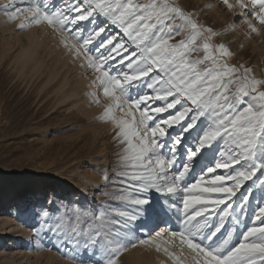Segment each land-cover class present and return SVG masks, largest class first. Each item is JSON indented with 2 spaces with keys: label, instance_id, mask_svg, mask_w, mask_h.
<instances>
[{
  "label": "snow or ice",
  "instance_id": "snow-or-ice-1",
  "mask_svg": "<svg viewBox=\"0 0 264 264\" xmlns=\"http://www.w3.org/2000/svg\"><path fill=\"white\" fill-rule=\"evenodd\" d=\"M220 2L249 33L264 28V0ZM199 11L186 10L179 0H68L63 8L52 0H30L26 7L7 0L0 6L8 21L24 13L50 28L113 101L102 119L118 129L115 199L129 207H56L53 201L34 213L36 234L66 250L70 264H122L129 247L163 236L187 246L195 264H264V77L230 63L237 53L215 42L235 29V19L217 30L197 18ZM80 21L94 25L87 37ZM110 26L135 50L118 33L104 39ZM97 37L99 47L89 48ZM137 86L150 91L134 95ZM114 110L132 119L116 120ZM206 151L212 159L197 171ZM150 213L158 221L154 234L126 239L134 227L145 229ZM229 217L242 225L235 240L225 223Z\"/></svg>",
  "mask_w": 264,
  "mask_h": 264
},
{
  "label": "rangeland",
  "instance_id": "rangeland-1",
  "mask_svg": "<svg viewBox=\"0 0 264 264\" xmlns=\"http://www.w3.org/2000/svg\"><path fill=\"white\" fill-rule=\"evenodd\" d=\"M6 2L7 0H0V6ZM29 2L30 0H23L16 4L17 7H26ZM52 3L63 8L68 0H52ZM179 3L188 11L204 9L199 11L197 18L217 30L227 27L235 19L220 0H179ZM229 3L234 4L236 0H229ZM209 4L211 7L205 9ZM20 15L17 19L8 21L0 12V178L9 176L10 188L14 190L16 182L32 172L44 175L55 172L57 177H65L64 182L54 179L40 189L34 186L25 187L26 190L23 188L25 195H35L32 197L34 201H28L33 207H37L38 203L47 207L53 201L56 207H75L77 202L88 209L102 206L115 211L129 207L125 201L115 199L120 191L117 184L119 145L115 140L118 129L111 119H102L106 108L113 101L104 96L99 83H91L94 76L80 67L81 60L74 59L73 53L60 44L59 36L44 24H33L26 14ZM22 23L26 25L23 29L19 27ZM79 23L83 28L82 35L87 37L94 25L89 21ZM235 23V29L215 38V42L228 43L230 50L237 53L230 63H243L254 69L253 75L257 78L264 77V28H259L257 24L259 34L249 33L239 19H235ZM117 33V39L126 41L129 51L135 50V45L128 37L114 27L110 26L101 36L107 39ZM176 39L179 40L180 37ZM34 40H38V43ZM100 40L101 37H97L89 48L99 47ZM60 45L62 48L59 49ZM148 91L150 90L144 86L133 88L134 95ZM123 114L124 112L114 110L110 116L116 120L125 119ZM135 115L139 119V113L136 112ZM162 115L167 117L168 113ZM195 134L196 129H193L192 135ZM212 155L210 151L204 153L197 171L204 163L211 161ZM75 164L79 167L78 172L73 174V171H69L74 169ZM85 172L87 176L84 175ZM84 176L87 177L86 181ZM104 176L113 179L105 181ZM37 193H41V197H36ZM160 195L153 194V207H156ZM15 201L13 196L10 203L0 205V216L3 211L11 209ZM161 216L163 213H160V220H163ZM230 220L231 217L225 223L229 231H233L235 240L242 225H237L234 221L229 223ZM175 223L173 220L172 225L175 226ZM35 226L36 222L33 221L23 225L26 232L33 231V248L36 249L39 260L29 258L27 262L18 261L19 258L13 252L15 262L70 264L65 258L66 250L57 251L58 246L54 241L50 242L43 233L39 236L36 234ZM138 228L134 227L129 233ZM149 232H154V227L144 235L148 236ZM136 235L139 236L138 233ZM129 238L131 236L128 235L126 239ZM10 241L11 236L6 237L5 245L2 243L0 246V264H6L7 258H11ZM138 247L137 242L135 247H129L123 253L122 264H142L137 260ZM257 264L261 262L257 261Z\"/></svg>",
  "mask_w": 264,
  "mask_h": 264
},
{
  "label": "bare ground",
  "instance_id": "bare-ground-1",
  "mask_svg": "<svg viewBox=\"0 0 264 264\" xmlns=\"http://www.w3.org/2000/svg\"><path fill=\"white\" fill-rule=\"evenodd\" d=\"M21 1H23V0H15V3H17V2L19 3ZM16 6H17V4H16ZM49 37H47V38H49ZM34 42L38 43V40H34ZM39 43L42 44V42H40V41H39ZM36 45H38V44H36ZM58 46H59V44H58ZM60 48H62V46L59 47V49ZM34 49H35V45H34ZM29 58H31V56ZM60 91H61V89L59 88L58 92H60ZM123 116L125 119H127L125 117V114H123ZM128 119H130V117H128ZM69 165H68V167H69ZM73 167H74V169L70 170L69 172L73 171V174H76V172H78L77 170H78L79 166L75 164V166H73ZM69 172H67V173H69ZM84 175H86V172ZM86 176L83 177L84 181L87 180ZM8 178H9V176L4 177V178H0V189H1L0 190V205L5 206L8 203H10V198L13 196H15L16 201H15V204L13 206H11V209H9L7 211H3L1 216H0V246L2 243H3V245H5L6 237L11 236V241L9 243V255H11V258H7V260H8V261H6L7 263L19 264V263L15 262L14 256H12L13 252H15L17 257L19 258L18 261L22 260L24 262V260H25V262H27L29 258H33L35 261H37L39 256L35 253L36 249L33 248V243H34L33 231L29 230L26 232L23 225L31 224L32 221L36 222L34 213L36 211H39L40 203L37 204V207H33L32 204L28 203V201H31V202L34 201V198H32V197L35 195L34 194H33V196L25 195L24 194V191L26 190L25 187L27 188L28 186H34L35 188L39 187L38 189H40V187L42 188V187L50 184V182L53 181L54 179H57V180L63 181V182L66 179H64L65 177L64 178L57 177L55 172L49 173L47 175H44V174L39 173V172H32V173L20 178V180H18L16 182L15 189L12 190L10 188V184H9L10 181L8 180ZM22 190H24V191L22 192ZM42 192H43V190H42ZM41 193H37L36 197H41L39 195ZM25 205H26V207H24ZM22 208H24V209L21 211ZM161 217H162V219H166V217H164V215ZM156 222H157V220H156L155 216H153L150 213V219L145 221V224H144L145 229L144 230H142L141 228L135 229L133 232L128 234L129 236H131V238H129V239L130 240L136 239V241H138L140 238H147V236L144 234L147 233L148 231H150L155 226ZM162 226H164V225H162ZM137 233L139 236L136 235ZM149 233L154 234V232H149ZM165 240H168V243H165ZM157 245H159V250H157ZM164 249H167V251H164ZM136 252H137V260L139 262H141L142 264H170V263H173V264H195V261L193 260L194 254L191 253V250L188 249L187 246H181L179 244V241L172 243L170 238H168L167 236H163V237L159 238L155 243H152V244H143V245L139 244L138 250ZM180 255H182V257H180ZM0 259H2V257H0Z\"/></svg>",
  "mask_w": 264,
  "mask_h": 264
}]
</instances>
